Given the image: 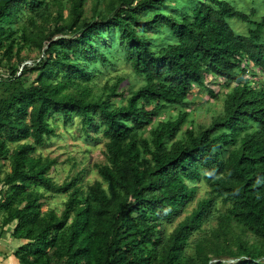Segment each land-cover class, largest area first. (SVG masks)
I'll list each match as a JSON object with an SVG mask.
<instances>
[{
  "label": "trees",
  "instance_id": "trees-1",
  "mask_svg": "<svg viewBox=\"0 0 264 264\" xmlns=\"http://www.w3.org/2000/svg\"><path fill=\"white\" fill-rule=\"evenodd\" d=\"M188 1L179 13L182 3L167 10L169 0H0L6 60L26 46L41 53L18 76L21 59L0 78V162L10 167L0 178V229L14 224L11 238L27 241L14 251L19 264H264V81L256 80V71L264 77V0L242 9L238 0ZM111 32L143 80L119 106L112 100L123 96L122 80L96 92L87 84L91 65L109 63L101 39ZM27 72L38 76L24 86ZM213 85L227 90L222 114L197 131L188 96L196 88L217 99ZM53 116L102 136L96 169L105 187L83 191L77 178L49 176L56 162L36 149L54 136ZM201 180L211 197L164 236ZM44 193L67 197L60 216L42 212ZM213 212L210 237L188 253Z\"/></svg>",
  "mask_w": 264,
  "mask_h": 264
},
{
  "label": "rangeland",
  "instance_id": "rangeland-1",
  "mask_svg": "<svg viewBox=\"0 0 264 264\" xmlns=\"http://www.w3.org/2000/svg\"><path fill=\"white\" fill-rule=\"evenodd\" d=\"M182 3V8L177 10L179 13L188 12L191 9V6L194 3H189L188 0H169L167 4V10H172L170 8L173 3L177 2ZM261 2V0H258ZM239 8H248V5L251 7L249 0H238ZM103 6V5H102ZM189 6V7H188ZM90 7V1L86 4V10ZM256 8L261 10L259 3L256 4ZM54 8L50 10L51 17L53 14ZM152 11V8L149 10ZM29 15V14H27ZM50 16V14L48 13ZM20 23V24H19ZM19 24V25H18ZM25 20L20 19L17 23L19 28L25 27ZM16 25V26H17ZM233 29L238 34L246 33V26L240 22L233 23ZM148 36L154 37V35L148 30L145 33ZM117 40L118 36L115 33H108L101 39V44L104 47L102 51L108 57V65H91L89 70L91 71V80L87 83L90 87L93 88V91L101 90L103 86H111L118 80H122V83L117 89V94H122L121 98H113V105L119 106L122 104V101L128 96L132 91H135L140 86L143 85V80L133 73L129 64L125 62L124 55L121 53L120 49H117ZM16 49H14L15 52ZM41 58V53L37 50H32L29 47H23L19 55H14L10 61L6 60V57L0 51V78L7 79L10 77L11 69L13 64L17 62L18 59L22 60V63L19 64V69L17 76L21 73L23 68H31L34 64H37ZM38 72H27L23 75L21 82L24 86L30 85L36 80ZM211 80V79H209ZM256 80L264 81L262 75L257 76ZM58 82H62L59 80ZM211 82V81H208ZM213 85L211 90L218 95L217 99H210L205 92L200 91L199 89H193L188 99L194 104L190 110V120L193 121V127L197 131L202 127H207L213 121V118L220 116L223 110V95L227 92L223 87H216ZM174 116L176 112L172 113ZM166 118V115L160 116L158 120H163ZM156 121L152 122V126ZM49 124L54 129V136L51 137L48 141H45L42 146H39L36 149V153L41 155L43 158H49L55 160L56 164L50 169L49 176L57 184H62L69 182L72 179H78V187L86 191L89 186H92L95 183H101L103 187L105 184L102 182V179L97 174L96 166L103 164L105 162L104 152H105V141L102 139L101 135L98 134L100 139L95 136H86L80 131L78 121L70 125L64 126L63 121L57 116H53L49 119ZM187 126V125H186ZM150 127L143 132V137L146 138ZM92 134V132H91ZM9 163L7 161L0 162V178L3 179L4 175L9 172ZM196 189L195 197L181 212L180 217L173 224H168L163 227L164 236H168L172 233L175 226L188 216L193 209L196 207V204L203 199H209L211 197L210 190L205 182L198 181L193 184ZM6 190L7 187H4L3 183L0 182V190ZM67 197L64 195H55L52 193H44L42 203L43 208L42 212L46 214L49 211H53L56 216H60L63 211L64 204ZM216 207L220 213H224L226 207H222L220 201H218ZM217 213H212L207 221L202 227V231L194 234L190 239V249L188 253L193 252V247L195 244L200 242L201 239H208L212 229L217 225L218 218ZM11 226V225H10ZM6 227L5 229H0V239L6 237H11V227ZM14 226V224H13ZM5 233H9V236H5ZM1 243V240H0ZM27 241L25 242V244ZM1 251V248H0ZM264 261V260H263Z\"/></svg>",
  "mask_w": 264,
  "mask_h": 264
},
{
  "label": "crops",
  "instance_id": "crops-1",
  "mask_svg": "<svg viewBox=\"0 0 264 264\" xmlns=\"http://www.w3.org/2000/svg\"><path fill=\"white\" fill-rule=\"evenodd\" d=\"M11 230L13 225L10 226ZM11 230L9 232H11ZM5 236H9V233H5ZM0 264H19V261L14 256V251L20 246L25 244V240L12 239L11 237H5L0 239Z\"/></svg>",
  "mask_w": 264,
  "mask_h": 264
},
{
  "label": "clouds",
  "instance_id": "clouds-1",
  "mask_svg": "<svg viewBox=\"0 0 264 264\" xmlns=\"http://www.w3.org/2000/svg\"><path fill=\"white\" fill-rule=\"evenodd\" d=\"M259 74V71H256ZM264 78V77H263Z\"/></svg>",
  "mask_w": 264,
  "mask_h": 264
}]
</instances>
